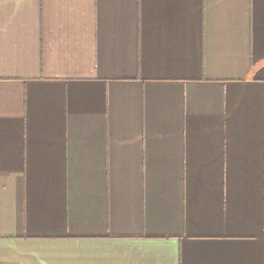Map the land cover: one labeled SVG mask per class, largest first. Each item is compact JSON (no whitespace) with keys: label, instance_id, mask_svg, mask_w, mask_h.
Returning a JSON list of instances; mask_svg holds the SVG:
<instances>
[{"label":"crops","instance_id":"1","mask_svg":"<svg viewBox=\"0 0 264 264\" xmlns=\"http://www.w3.org/2000/svg\"><path fill=\"white\" fill-rule=\"evenodd\" d=\"M0 264H264V0H0Z\"/></svg>","mask_w":264,"mask_h":264}]
</instances>
